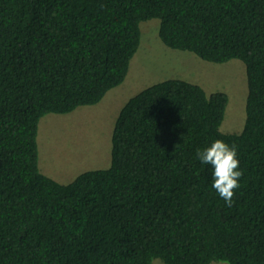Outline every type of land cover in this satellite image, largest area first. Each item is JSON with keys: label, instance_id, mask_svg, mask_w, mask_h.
Segmentation results:
<instances>
[{"label": "trees", "instance_id": "obj_1", "mask_svg": "<svg viewBox=\"0 0 264 264\" xmlns=\"http://www.w3.org/2000/svg\"><path fill=\"white\" fill-rule=\"evenodd\" d=\"M169 48L247 70L246 122L223 133L228 95L170 79L121 110L108 169L41 173L48 114L100 103L126 79L141 23ZM237 148L232 203L198 149ZM264 264V0H0V264Z\"/></svg>", "mask_w": 264, "mask_h": 264}, {"label": "rangeland", "instance_id": "obj_2", "mask_svg": "<svg viewBox=\"0 0 264 264\" xmlns=\"http://www.w3.org/2000/svg\"><path fill=\"white\" fill-rule=\"evenodd\" d=\"M140 27V48L120 86L110 90L96 105L82 106L68 114H48L40 120L39 168L44 175L67 185L83 173L108 169L112 161V135L123 107L148 87L170 79L199 85L208 96L226 93L229 102L220 131H243L248 98L245 64L237 59L211 63L194 53L167 47L159 36V19L144 21ZM153 264L164 263L155 259Z\"/></svg>", "mask_w": 264, "mask_h": 264}, {"label": "clouds", "instance_id": "obj_3", "mask_svg": "<svg viewBox=\"0 0 264 264\" xmlns=\"http://www.w3.org/2000/svg\"><path fill=\"white\" fill-rule=\"evenodd\" d=\"M196 157L202 165L211 166V186L230 206L234 190L240 187L239 181L242 176L236 146L222 139H215L202 149H198Z\"/></svg>", "mask_w": 264, "mask_h": 264}]
</instances>
